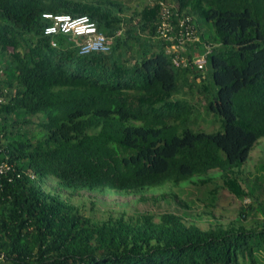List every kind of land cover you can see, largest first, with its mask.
I'll use <instances>...</instances> for the list:
<instances>
[{"label":"trees","instance_id":"1","mask_svg":"<svg viewBox=\"0 0 264 264\" xmlns=\"http://www.w3.org/2000/svg\"><path fill=\"white\" fill-rule=\"evenodd\" d=\"M160 1L0 0V264H260L264 167L243 164L264 138V0H163L213 45L204 73L172 65L155 38ZM44 13L88 15L108 51L44 34ZM198 106L217 131L193 128ZM50 175L95 194L197 176L211 205L220 187L248 202L208 228L171 211L97 220L48 190Z\"/></svg>","mask_w":264,"mask_h":264},{"label":"rangeland","instance_id":"2","mask_svg":"<svg viewBox=\"0 0 264 264\" xmlns=\"http://www.w3.org/2000/svg\"><path fill=\"white\" fill-rule=\"evenodd\" d=\"M143 2L147 3L150 0H131L130 3L134 6ZM198 23L202 24V28L207 29V32L210 31L205 21L198 19ZM38 120V117L34 118L35 123ZM213 122L215 121L205 113L203 107L198 106L196 120L192 124L193 128L207 130L208 132L217 131L219 127L216 123L214 128L209 130ZM30 126L31 129L36 130L34 123ZM259 165L264 167V138H261L250 152L249 158L243 164V171L246 173L253 172ZM255 173L264 184V168ZM208 175L214 176L215 182L220 183L218 170H212ZM197 179L198 177L194 176L191 180H185L176 185L165 183L160 186L147 187L137 192L110 189L95 194L84 190L77 191L73 188L61 189L56 178L50 175L49 179L46 180L45 187L50 191L61 194L62 197L68 198L80 207L82 213L97 220L117 216L119 213L133 215L137 212L153 213L157 220L162 212L171 211L181 215L186 223L196 224L201 228H208L216 222L224 225L231 223L238 215L241 203L248 201L247 198L241 200L228 190L220 187L217 199L214 205H211L208 193L212 184L199 186L195 184ZM261 197L264 199V191ZM260 253V264H264V252Z\"/></svg>","mask_w":264,"mask_h":264},{"label":"built area","instance_id":"3","mask_svg":"<svg viewBox=\"0 0 264 264\" xmlns=\"http://www.w3.org/2000/svg\"><path fill=\"white\" fill-rule=\"evenodd\" d=\"M159 22L156 29V36L168 42L166 52L171 55L172 64L175 67H191L203 71L207 62V54L211 46L204 44V51L198 55L186 57L181 52L185 50L186 44L198 40L193 23L189 17H181L176 12L177 20L171 21V4L160 1ZM46 19L51 20V24L44 27V34H70L79 37L78 52L87 54L90 52H107L110 40L97 30L96 24L88 15L82 14L72 16L66 13H44ZM2 69L0 67V76ZM10 164L6 160H0V175L6 173Z\"/></svg>","mask_w":264,"mask_h":264},{"label":"clouds","instance_id":"4","mask_svg":"<svg viewBox=\"0 0 264 264\" xmlns=\"http://www.w3.org/2000/svg\"><path fill=\"white\" fill-rule=\"evenodd\" d=\"M170 4H171V3H170ZM192 23H193V22H192ZM193 26H194V23H193ZM194 28H195V26H194ZM195 32H196V34H197V36H198V40L186 44V48H185V50H183V51L181 52L182 55H185V56H186V54H184V53H185V52H189V46H190L191 44L194 45V42H197V43L203 48V50H202L201 52H199V53H197V54H193V55H198V54L202 53V52L204 51V47H203L204 44H209L211 47L213 46L211 43L206 42V41H203V40L201 39L200 35L197 33L196 28H195ZM155 38L164 41L163 39L158 38L157 36H155ZM164 42H166V41H164ZM166 43H167V45H169L168 42H166ZM210 49H211V48H210ZM166 53H167V52H166ZM167 55L171 58V55H170V54L167 53ZM191 56H192V55H191ZM191 56H188V57H191ZM186 57H187V56H186ZM207 58H208V54H207ZM207 62H208V60H207ZM207 62H206V65H205V69H204L203 71L198 70V69H195V68H193V69L198 70V71H201L202 73H204L205 70L207 69ZM171 63H172V61H171ZM172 65H173V64H172ZM183 68H184V67H183ZM185 68H186V67H185ZM190 68H191V67H190ZM247 200H248V198H247ZM244 202H248V201H244ZM262 220H263V222H264V217L262 218Z\"/></svg>","mask_w":264,"mask_h":264}]
</instances>
